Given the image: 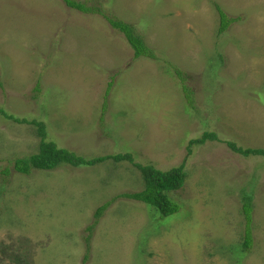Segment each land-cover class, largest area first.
<instances>
[{
	"label": "rangeland",
	"instance_id": "374dc122",
	"mask_svg": "<svg viewBox=\"0 0 264 264\" xmlns=\"http://www.w3.org/2000/svg\"><path fill=\"white\" fill-rule=\"evenodd\" d=\"M74 1L96 12L0 0V264H264V157L227 144L264 150V0ZM215 5L239 19L223 34ZM105 16L134 25L154 57L136 58ZM33 122L87 161L133 162L20 174L16 159L42 142ZM206 132L219 140L191 143ZM182 163L176 216L119 196L144 189L137 164Z\"/></svg>",
	"mask_w": 264,
	"mask_h": 264
},
{
	"label": "trees",
	"instance_id": "16d2710c",
	"mask_svg": "<svg viewBox=\"0 0 264 264\" xmlns=\"http://www.w3.org/2000/svg\"><path fill=\"white\" fill-rule=\"evenodd\" d=\"M65 3L72 9L78 10L82 13L93 12L96 10L88 7L86 4L77 2L74 0H64ZM219 14L220 26H219V34H223L232 23L238 22L239 19L232 18L228 16L227 13L219 6L215 5ZM109 24L119 32H121L125 37L128 43L132 46L135 57H154L152 50L146 45L144 38L141 37L134 25L124 22L120 19H114L108 16H105ZM219 60L223 61V56L218 54ZM219 66V65H218ZM213 70L217 69V65L214 64L212 66ZM176 75L179 77L180 82L182 83V89L185 94V98L187 100V104L191 107H194V98L189 88L185 84L186 78L184 77V73L181 71H176ZM0 113L7 117L6 114L3 113V110L0 109ZM19 122V121H18ZM35 126L38 128L39 136L42 138V142L40 144L39 152L31 155L29 157L23 159H16L14 162V170L23 175H31L33 170L40 171H54L61 166L70 165L73 167H80L82 165H94L98 163H102L106 160L112 159L115 162L120 161H131L133 162L132 155L127 153L125 155H112L95 158L91 161H87L81 156H78L75 152H72L65 148H59L54 142L46 141V132L45 125L39 122H33ZM208 140H219L216 133L206 132L201 139L193 140L191 143H199L204 144ZM228 146L237 154L242 156H261L264 157L263 149H252L247 148L244 149L242 147H238L235 143L227 142ZM191 151V150H190ZM136 167L141 171L143 181L145 187L140 192L133 193H123L119 195L120 197L136 200L139 202H143L148 206L155 208L160 216L168 217L171 215L176 216L177 213L181 212V206L174 201L170 197V192L177 191L184 187L186 182V171L184 169L185 163H182L178 167H174L168 171H162L160 169L155 168L152 165H140L137 164ZM119 197V198H120ZM117 197H114L110 202L105 205L97 208L94 213V223L89 225L87 228L88 232H91L93 228L97 225L99 219L104 214L105 210L114 202ZM252 195L250 193L245 192L243 196V213L248 220L247 229L245 233V241L243 243V249L249 250L252 246L253 237L250 229L251 224V214L253 211L252 207ZM90 237L87 238V242H89ZM90 248H87V254L89 253ZM240 252L239 254H241ZM88 258V255L85 256V259Z\"/></svg>",
	"mask_w": 264,
	"mask_h": 264
}]
</instances>
